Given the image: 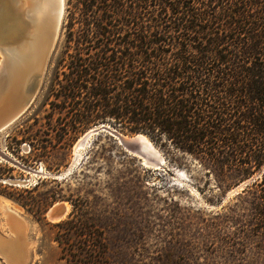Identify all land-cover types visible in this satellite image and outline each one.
<instances>
[{
  "label": "trees",
  "instance_id": "1",
  "mask_svg": "<svg viewBox=\"0 0 264 264\" xmlns=\"http://www.w3.org/2000/svg\"><path fill=\"white\" fill-rule=\"evenodd\" d=\"M65 11L50 107L66 134L108 124L175 165L196 161L220 193L246 183L235 207L264 236V0H66ZM56 227L66 264H108L89 213L72 207Z\"/></svg>",
  "mask_w": 264,
  "mask_h": 264
},
{
  "label": "rangeland",
  "instance_id": "2",
  "mask_svg": "<svg viewBox=\"0 0 264 264\" xmlns=\"http://www.w3.org/2000/svg\"><path fill=\"white\" fill-rule=\"evenodd\" d=\"M65 9L66 0L58 40L31 104L0 132V150L19 165L0 157V237L12 236L8 209L25 223V264H66L55 241L57 223L46 215L67 203L63 220L72 207L91 215L108 264H264V236L251 226L250 207H235L246 183L220 193L199 163L186 157L175 165L150 140L161 165L145 167L115 137L133 135L108 124L66 134L62 115L50 107L65 51ZM101 126L107 131L92 137L68 170L77 141ZM62 173L68 174L58 177ZM0 264H7L1 255Z\"/></svg>",
  "mask_w": 264,
  "mask_h": 264
},
{
  "label": "bare ground",
  "instance_id": "3",
  "mask_svg": "<svg viewBox=\"0 0 264 264\" xmlns=\"http://www.w3.org/2000/svg\"><path fill=\"white\" fill-rule=\"evenodd\" d=\"M11 2L15 6L17 4L20 7L23 23L21 28H23L22 33L25 34L21 45L16 47L13 45L9 46L5 54L7 59L6 75L2 82L4 89L0 97V109L2 110L13 108L31 96L34 79L37 75L42 77L51 52V49H48L47 42L51 37L55 20L59 18L61 10L64 9V0H41L39 3H33L32 0H11ZM35 93L30 97V101L34 98ZM91 138L87 132L77 141L73 150L75 158L68 170L75 164L76 159L80 155L79 151L87 145ZM132 138L141 144V149L146 155L157 160L158 163L154 165V169H157L161 165L160 158L157 155L159 151L142 135L133 136ZM123 139L127 140L128 137L123 136ZM141 160L145 167H151L146 159L141 158ZM40 171L42 172V170ZM59 205L64 207V212L61 215L51 217L52 209ZM53 208L49 209L46 215L51 223H59L69 211L67 203H57ZM5 215L6 223L12 236L8 238L0 237V255L7 264H25L27 245H29L23 239V230L26 228L24 227L25 223L18 215L8 209H5Z\"/></svg>",
  "mask_w": 264,
  "mask_h": 264
},
{
  "label": "water",
  "instance_id": "4",
  "mask_svg": "<svg viewBox=\"0 0 264 264\" xmlns=\"http://www.w3.org/2000/svg\"><path fill=\"white\" fill-rule=\"evenodd\" d=\"M33 3H39L41 0H32ZM20 7L15 6L11 2V0H0V55L3 58H0V97L3 93L4 84L2 83L4 81V77L6 75L5 67L7 65V59L5 58V54L7 52V48L9 46H20L23 42L24 34L22 33V16L20 15ZM63 14L64 9L61 10L59 18H56L55 24L53 26L51 37L49 38L47 45L48 49H51L50 54L52 53L56 42L59 37V33L61 30V24L63 20ZM50 56V55H49ZM48 60V59H47ZM41 80V76L38 75L34 79V83L32 85L33 90L31 91V96L35 92H37L39 81ZM27 98L24 102L15 105L13 108H6L5 110L0 109V132L3 131L5 128L9 127L11 124H13L19 117H21L25 111L28 109L29 105L32 101H30V97ZM33 100V99H32ZM1 107V106H0ZM107 131V128L104 126L93 128L88 132L89 137L97 136L99 133ZM142 135V134H135L133 136ZM132 136V137H133ZM144 136V135H142ZM116 140L117 142L127 149V151L131 152L133 155L139 157V159L144 158L146 159L147 163L151 165V167H155L154 165L157 164V160L153 157H149L146 155L142 149L141 144L138 143L135 139L132 137H128L127 140L123 139V136L116 134ZM146 137V136H144ZM147 138V137H146ZM0 157L2 159H5L6 161L12 163L13 165L19 166L18 163L4 155L3 152L0 151ZM29 171V170H28ZM63 174V173H62ZM65 174L62 176L59 175V177H64ZM53 208V206L51 207ZM50 208V209H51ZM64 207L59 205L58 207H54L52 209V212L50 213V216L55 217L58 215H61L64 212ZM48 219V218H47Z\"/></svg>",
  "mask_w": 264,
  "mask_h": 264
}]
</instances>
